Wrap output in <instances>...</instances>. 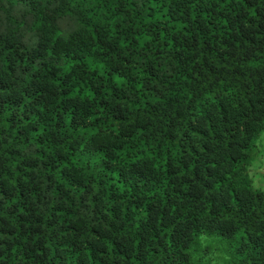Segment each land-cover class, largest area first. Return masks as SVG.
Masks as SVG:
<instances>
[{"label": "trees", "instance_id": "16d2710c", "mask_svg": "<svg viewBox=\"0 0 264 264\" xmlns=\"http://www.w3.org/2000/svg\"><path fill=\"white\" fill-rule=\"evenodd\" d=\"M263 132L264 0H0V264H264Z\"/></svg>", "mask_w": 264, "mask_h": 264}, {"label": "rangeland", "instance_id": "374dc122", "mask_svg": "<svg viewBox=\"0 0 264 264\" xmlns=\"http://www.w3.org/2000/svg\"><path fill=\"white\" fill-rule=\"evenodd\" d=\"M249 171L250 175L254 178L253 180L259 178V183H262L264 181V132L258 139L256 152L253 158V164L250 166ZM258 187L264 189V185H259Z\"/></svg>", "mask_w": 264, "mask_h": 264}, {"label": "crops", "instance_id": "0c3cea01", "mask_svg": "<svg viewBox=\"0 0 264 264\" xmlns=\"http://www.w3.org/2000/svg\"><path fill=\"white\" fill-rule=\"evenodd\" d=\"M260 185H262V183H260ZM263 185H264V182H263ZM263 187V186H262Z\"/></svg>", "mask_w": 264, "mask_h": 264}]
</instances>
